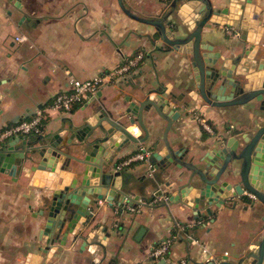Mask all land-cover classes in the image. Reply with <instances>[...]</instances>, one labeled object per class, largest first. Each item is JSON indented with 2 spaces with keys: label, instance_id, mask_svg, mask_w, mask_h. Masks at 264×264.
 <instances>
[{
  "label": "crops",
  "instance_id": "obj_1",
  "mask_svg": "<svg viewBox=\"0 0 264 264\" xmlns=\"http://www.w3.org/2000/svg\"><path fill=\"white\" fill-rule=\"evenodd\" d=\"M207 1L213 8H225L232 0ZM244 1L258 19L257 30L249 32L248 38L251 41L259 38V44L264 46V0ZM123 2L134 14L150 17L173 0ZM183 6L187 17L194 14L188 6ZM171 18L180 22L175 14ZM225 29L206 23L202 41L213 45V51L229 55L233 52L230 49H236L233 47L238 43V37L227 35ZM154 31L152 26L125 15L116 0H0V100L4 110L0 127L28 118L36 108L47 105L54 94L67 88L68 73L77 79H88L119 66L138 51L145 52L138 66L105 87L91 105L99 101L111 111L126 106L124 97L143 98L144 94L138 89L140 86L149 90H168L171 95L181 97L175 102L181 116L168 130L167 139L172 147L187 150L186 160L193 157V162H197L198 156L215 139L228 134L232 127L241 129L259 118L256 105L217 108L205 104L200 97L188 96V92L195 89L190 55L178 53L159 39H155L153 45L148 36ZM18 35H24L25 41L16 42L14 38ZM86 103L69 112L53 114L45 120L44 134L61 124L68 125L70 121L76 124ZM195 115L203 117L214 134H210ZM143 120L147 132L137 124L128 127L131 130L130 127L136 126L137 138L143 141L123 146L114 153L115 168L139 145L151 152L163 146L166 121L153 109L143 114ZM30 164L27 162L26 166ZM124 171L131 176L130 193L140 194V198L146 200L158 189L170 192L164 183L168 179L170 182L176 180L175 172L163 175L156 169L148 176L145 162H134ZM32 178L33 172L26 175L18 171L15 179L0 173V264L16 263L29 251H35L37 244L41 246L37 234L42 218L37 212L51 191L30 184ZM252 203L240 199L233 206V201L229 200L219 208L211 207L213 214H205L202 219H195L191 208L181 203L169 208L140 206L138 213L122 212L114 217L116 231L107 241L109 256L102 264H164L161 259H151L148 252L168 237L176 224H193L195 230L184 227L189 233L172 243L168 253L170 258L183 259L187 264H200L211 258L219 260L224 255L234 258L247 245L254 248L263 235L264 223L258 219V204L253 203V207ZM95 211L103 217L112 215L106 207ZM142 227L145 230L136 241L134 238ZM189 238L192 239L190 243ZM69 242L70 238L47 264H87L85 261L91 259L89 252L83 250L80 253L79 243L72 245ZM102 255L100 251L98 257Z\"/></svg>",
  "mask_w": 264,
  "mask_h": 264
},
{
  "label": "water",
  "instance_id": "obj_2",
  "mask_svg": "<svg viewBox=\"0 0 264 264\" xmlns=\"http://www.w3.org/2000/svg\"><path fill=\"white\" fill-rule=\"evenodd\" d=\"M116 1L125 15L154 28L148 36L153 45L159 39L178 53L190 55L195 89L188 96L200 97L205 104L217 108L256 105L259 118L241 129L232 127L193 162V157L185 159V148H174L167 139L168 130L181 116L175 106L181 97L171 95L168 90L140 86L143 98L124 97L126 106L111 111L99 101L91 105L105 87L111 86L107 85L84 105L76 124L70 121L54 131L26 138H0V173L15 179L18 171L26 175L33 172L30 184L51 191L37 212L42 218L38 222L37 237L41 242L38 252L45 256L29 252L23 264H47L69 238L72 245L79 243L80 253L89 252L91 259L85 261L87 264H102L109 256L107 241L116 231L114 217L126 212V204L169 208L181 203L191 208L195 219H202L205 214H213L211 207L219 208L229 200L234 206L236 201L248 199L258 204V219L264 223V46L259 44V38L253 41L248 38L249 32L257 30L258 19L247 1L232 0L225 8H213L207 0H185V6L194 11L188 17L183 11L184 4H180L183 0L166 3L165 8H159L150 17L138 16L123 0ZM173 14L180 22L171 18ZM206 23L230 27L238 33L235 35L238 43L233 47L236 49H230L231 54L213 51V45L202 41ZM150 109L166 121L163 146L151 152L156 162L154 169L163 175L176 173L175 181L168 179L164 183L170 192L158 189L156 192L164 197L154 203H148L151 198L141 199L140 194L130 193V174L125 169L117 170L113 161V154L123 146L141 142L127 127L137 124L147 132L143 114ZM3 113L0 100V118ZM2 129L1 126L0 132ZM27 162L30 166H26ZM103 207L112 215H98L95 209ZM190 228L193 230L195 226ZM262 229L263 235L254 248L247 245L234 258L224 255L200 264H264V225ZM144 230L139 229L136 241ZM187 233L183 229L181 239ZM100 251L103 255L98 257Z\"/></svg>",
  "mask_w": 264,
  "mask_h": 264
},
{
  "label": "built area",
  "instance_id": "obj_3",
  "mask_svg": "<svg viewBox=\"0 0 264 264\" xmlns=\"http://www.w3.org/2000/svg\"><path fill=\"white\" fill-rule=\"evenodd\" d=\"M163 1L167 2L169 0ZM225 32L229 36L237 34L235 30L229 27H226ZM14 40L16 42H23L25 41V36H15ZM144 56L145 52L138 51L134 56L123 61L119 66L109 71L100 72L88 79H77L68 73L67 88L65 90L54 94L52 100L47 105L36 108L30 117L4 127L0 132V138H11L14 136L29 137L42 134L45 127V120L49 119L55 113L69 112L73 107L86 103L96 94L97 91L101 90L102 87L113 84L119 77H122L132 71V69H135L139 62L143 60ZM195 118L210 134H214L213 129L203 117L195 115ZM128 131L133 137H138V128H136V126ZM134 162H145L148 170L147 175L152 176L153 171L155 170L154 163L151 158V151L147 147L139 145V148L136 151L117 164L116 169L123 170L131 166ZM249 196L254 199L253 195ZM163 197V194L154 192L148 203L158 202ZM140 206L141 205L138 204H126L124 209L128 213H138L140 212ZM193 226V224L187 225V227ZM183 229L184 226L176 224L174 227L175 232L162 240L157 247L152 248L148 252V256L153 260H164V264H187L183 259L175 260L168 256L172 243L181 238L180 234Z\"/></svg>",
  "mask_w": 264,
  "mask_h": 264
},
{
  "label": "flooded vegetation",
  "instance_id": "obj_4",
  "mask_svg": "<svg viewBox=\"0 0 264 264\" xmlns=\"http://www.w3.org/2000/svg\"><path fill=\"white\" fill-rule=\"evenodd\" d=\"M247 201H249L248 199H246ZM39 246L40 245H36V247H34V249H35V251H33V250H31V251H29V252H33V253H37L38 252V248H39ZM27 255V254H26ZM25 255H23V259H21V260H19V259H17V262L15 263V261L13 262L14 264H23L24 263V260H25ZM19 258V257H18ZM12 263V264H13Z\"/></svg>",
  "mask_w": 264,
  "mask_h": 264
},
{
  "label": "trees",
  "instance_id": "obj_5",
  "mask_svg": "<svg viewBox=\"0 0 264 264\" xmlns=\"http://www.w3.org/2000/svg\"><path fill=\"white\" fill-rule=\"evenodd\" d=\"M150 198H151V197H150ZM149 200H150V199H149ZM185 229H187V230H188V233H189V229H188V228H184V230H185ZM190 230H191V228H190ZM188 233H187V234H188Z\"/></svg>",
  "mask_w": 264,
  "mask_h": 264
},
{
  "label": "bare ground",
  "instance_id": "obj_6",
  "mask_svg": "<svg viewBox=\"0 0 264 264\" xmlns=\"http://www.w3.org/2000/svg\"><path fill=\"white\" fill-rule=\"evenodd\" d=\"M130 129H132V127H130Z\"/></svg>",
  "mask_w": 264,
  "mask_h": 264
}]
</instances>
